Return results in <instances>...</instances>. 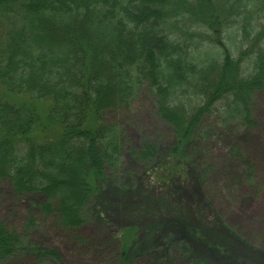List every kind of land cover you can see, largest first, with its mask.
I'll return each mask as SVG.
<instances>
[{
	"label": "trees",
	"instance_id": "16d2710c",
	"mask_svg": "<svg viewBox=\"0 0 264 264\" xmlns=\"http://www.w3.org/2000/svg\"><path fill=\"white\" fill-rule=\"evenodd\" d=\"M146 84L172 142H146L136 155L148 183L172 194L193 179L206 118H220L213 133L222 135L253 125V97L264 91V0H0V180L39 196L63 229L108 215L105 199L124 203L129 187L107 175L121 170L123 149L104 115L128 108ZM214 236L180 220L125 226L113 239L120 264L176 256L209 264L204 255L245 263ZM19 251L59 261L0 223V264Z\"/></svg>",
	"mask_w": 264,
	"mask_h": 264
},
{
	"label": "rangeland",
	"instance_id": "374dc122",
	"mask_svg": "<svg viewBox=\"0 0 264 264\" xmlns=\"http://www.w3.org/2000/svg\"><path fill=\"white\" fill-rule=\"evenodd\" d=\"M231 37L226 43L232 47L240 36ZM251 113L252 126L229 128L225 137L213 133L220 118H206L204 128L210 130V135L197 148L193 179L177 185L175 193L169 194L148 183L147 163L136 155L146 142L162 147L172 142L170 127L159 119L148 86L143 85L128 108L108 110L104 115L107 123L120 129L122 167L107 169V175L113 183H127V193L121 194L125 196L124 203L106 198L102 208L113 209L108 215L99 219L87 216L80 228L67 230L59 226L54 214L47 215L42 210L39 196L17 194L9 180H0V223L18 233L24 244L52 250L59 256V261H43L19 251L4 264H120L121 254L113 239L120 228L136 225L141 231L154 222L180 220L204 225L232 255L242 256V264H264V91L253 97ZM234 146L243 157L231 152ZM230 234L237 235L250 248L235 245ZM203 257L209 264H234L218 257ZM129 264L156 263L137 257ZM174 264L187 262L176 256Z\"/></svg>",
	"mask_w": 264,
	"mask_h": 264
}]
</instances>
